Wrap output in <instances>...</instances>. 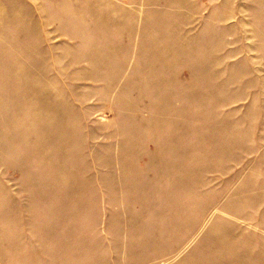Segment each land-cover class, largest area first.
<instances>
[{
  "label": "rangeland",
  "instance_id": "rangeland-1",
  "mask_svg": "<svg viewBox=\"0 0 264 264\" xmlns=\"http://www.w3.org/2000/svg\"><path fill=\"white\" fill-rule=\"evenodd\" d=\"M0 264H264V0H0Z\"/></svg>",
  "mask_w": 264,
  "mask_h": 264
}]
</instances>
